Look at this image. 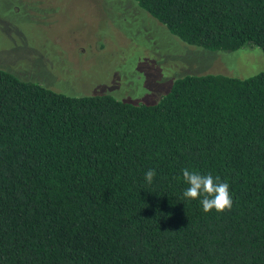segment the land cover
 <instances>
[{
	"label": "trees",
	"instance_id": "obj_1",
	"mask_svg": "<svg viewBox=\"0 0 264 264\" xmlns=\"http://www.w3.org/2000/svg\"><path fill=\"white\" fill-rule=\"evenodd\" d=\"M135 1L188 45L264 55V0ZM183 168L232 208L184 199ZM0 264H264V69L185 74L144 104L0 68Z\"/></svg>",
	"mask_w": 264,
	"mask_h": 264
},
{
	"label": "rangeland",
	"instance_id": "obj_2",
	"mask_svg": "<svg viewBox=\"0 0 264 264\" xmlns=\"http://www.w3.org/2000/svg\"><path fill=\"white\" fill-rule=\"evenodd\" d=\"M0 68L70 96L152 104L176 77L246 78L264 69V55L256 45H188L135 0H0Z\"/></svg>",
	"mask_w": 264,
	"mask_h": 264
},
{
	"label": "clouds",
	"instance_id": "obj_3",
	"mask_svg": "<svg viewBox=\"0 0 264 264\" xmlns=\"http://www.w3.org/2000/svg\"><path fill=\"white\" fill-rule=\"evenodd\" d=\"M181 174L183 182L188 185L182 192V197L188 200L199 199L203 212L215 210L222 213L232 208L229 185L227 182H220L219 176L214 178L211 174L202 175L188 168H183ZM156 175L155 169L149 168L143 174L144 181L151 184Z\"/></svg>",
	"mask_w": 264,
	"mask_h": 264
}]
</instances>
